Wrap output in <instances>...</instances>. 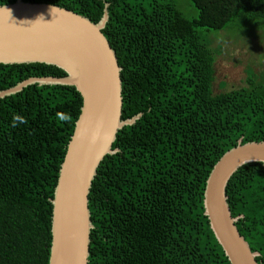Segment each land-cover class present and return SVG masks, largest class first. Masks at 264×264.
<instances>
[{"label":"trees","instance_id":"obj_1","mask_svg":"<svg viewBox=\"0 0 264 264\" xmlns=\"http://www.w3.org/2000/svg\"><path fill=\"white\" fill-rule=\"evenodd\" d=\"M17 0H0V6ZM98 23L122 68V120L88 194L89 264H231L205 214L207 177L237 145L264 141V71L218 82L222 32L254 38L264 58V0H23ZM263 41V42H262ZM258 45V46H259ZM54 65H0V91L66 77ZM225 88V89H224ZM82 107L74 86L37 84L0 99V264H50L51 199ZM20 117L24 122H17ZM225 191L240 233L264 264V164L250 162Z\"/></svg>","mask_w":264,"mask_h":264},{"label":"water","instance_id":"obj_2","mask_svg":"<svg viewBox=\"0 0 264 264\" xmlns=\"http://www.w3.org/2000/svg\"><path fill=\"white\" fill-rule=\"evenodd\" d=\"M109 21L91 19L45 3L0 6V65L47 64L66 77L29 78L0 91V99L29 85L74 86L82 97L64 160L60 166L52 204L50 264H89L94 225L88 194L97 168L105 156L115 154L112 145L123 127L141 116L122 120V68L116 52L103 33ZM224 152L213 165L204 189L205 214L231 264H259L258 251L240 233L225 191L228 180L242 165L264 164V141L242 143Z\"/></svg>","mask_w":264,"mask_h":264},{"label":"rangeland","instance_id":"obj_3","mask_svg":"<svg viewBox=\"0 0 264 264\" xmlns=\"http://www.w3.org/2000/svg\"><path fill=\"white\" fill-rule=\"evenodd\" d=\"M183 3L186 9L191 10L185 0ZM222 33L215 40V45H220L221 48L220 55L215 62L218 77L216 86L222 81L227 82L226 88L228 89L243 85L246 77L245 69L248 66L256 72L264 71L263 50L257 40L242 36L235 42L226 33Z\"/></svg>","mask_w":264,"mask_h":264},{"label":"clouds","instance_id":"obj_4","mask_svg":"<svg viewBox=\"0 0 264 264\" xmlns=\"http://www.w3.org/2000/svg\"><path fill=\"white\" fill-rule=\"evenodd\" d=\"M17 122H21V123H23L24 121H23L20 117H14V119H13V124H14V126H15V124H16Z\"/></svg>","mask_w":264,"mask_h":264}]
</instances>
